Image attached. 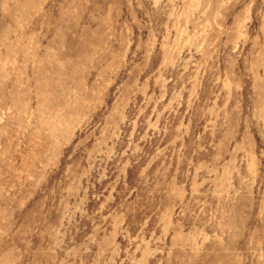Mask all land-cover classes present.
Returning <instances> with one entry per match:
<instances>
[{"label":"rangeland","instance_id":"374dc122","mask_svg":"<svg viewBox=\"0 0 264 264\" xmlns=\"http://www.w3.org/2000/svg\"><path fill=\"white\" fill-rule=\"evenodd\" d=\"M0 264H264V0H0Z\"/></svg>","mask_w":264,"mask_h":264}]
</instances>
